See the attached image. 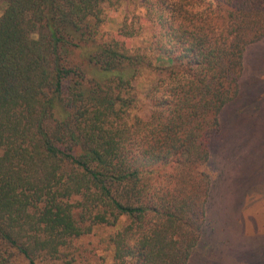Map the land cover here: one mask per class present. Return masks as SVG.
I'll return each instance as SVG.
<instances>
[{
  "label": "trees",
  "instance_id": "trees-1",
  "mask_svg": "<svg viewBox=\"0 0 264 264\" xmlns=\"http://www.w3.org/2000/svg\"><path fill=\"white\" fill-rule=\"evenodd\" d=\"M105 1L4 0L0 264L62 260L94 226L114 228L118 264H192L202 241L210 141L264 0H142L115 34Z\"/></svg>",
  "mask_w": 264,
  "mask_h": 264
},
{
  "label": "rangeland",
  "instance_id": "rangeland-1",
  "mask_svg": "<svg viewBox=\"0 0 264 264\" xmlns=\"http://www.w3.org/2000/svg\"><path fill=\"white\" fill-rule=\"evenodd\" d=\"M5 2L0 0V14ZM104 31L115 34L123 22L135 29L145 18L142 0H106ZM148 32L127 40L144 46ZM150 73L135 80L145 97ZM143 112L148 109L144 100ZM220 129L210 141L208 169L213 183L206 207L202 241L192 264H264V38L246 46L237 96L224 105ZM215 176V177H214ZM114 228L94 226L74 241L75 250L45 264H118L112 258L108 238ZM16 264H26L20 259Z\"/></svg>",
  "mask_w": 264,
  "mask_h": 264
}]
</instances>
